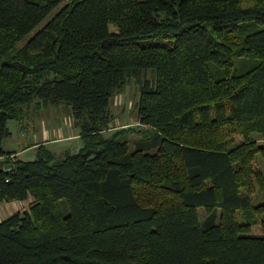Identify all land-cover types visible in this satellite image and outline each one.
<instances>
[{
  "label": "trees",
  "instance_id": "16d2710c",
  "mask_svg": "<svg viewBox=\"0 0 264 264\" xmlns=\"http://www.w3.org/2000/svg\"><path fill=\"white\" fill-rule=\"evenodd\" d=\"M146 71L145 128L103 135ZM49 106L83 147L10 159ZM0 156V202L32 197L0 264H264V0H0Z\"/></svg>",
  "mask_w": 264,
  "mask_h": 264
},
{
  "label": "crops",
  "instance_id": "0c3cea01",
  "mask_svg": "<svg viewBox=\"0 0 264 264\" xmlns=\"http://www.w3.org/2000/svg\"><path fill=\"white\" fill-rule=\"evenodd\" d=\"M48 108L55 109L56 106H49ZM28 117L29 119H27ZM31 119H37V117L28 116L25 114L22 121L19 123L20 136L15 138L12 136V130L10 135L2 140V148L4 151L10 152V159H20L23 161L33 160L36 158V146L44 145L48 150L56 154V151L60 153H76L83 147V142L78 134V129L73 125L69 131L66 129L63 133L58 131V128L53 124L35 123ZM70 119L72 117L70 116ZM24 120V121H23ZM10 121V120H9ZM8 121V122H9ZM19 122V121H18ZM26 122V123H25ZM73 123V120H72ZM29 124L31 127L25 125ZM60 129V128H59ZM31 136V137H30ZM34 151L35 154H26ZM28 157V158H26ZM58 157H62L59 155ZM5 156H0V161H3ZM32 201V197H28L25 200H7L0 202V221L7 216L17 211H24L29 209V204Z\"/></svg>",
  "mask_w": 264,
  "mask_h": 264
},
{
  "label": "rangeland",
  "instance_id": "374dc122",
  "mask_svg": "<svg viewBox=\"0 0 264 264\" xmlns=\"http://www.w3.org/2000/svg\"><path fill=\"white\" fill-rule=\"evenodd\" d=\"M61 6V5H60ZM55 12V10H54ZM110 31H115V28L110 25L109 26ZM148 77L152 78L153 74L151 71L142 72L139 77L131 76L128 78L127 83L123 90L116 92L110 101L109 104V110L112 116L111 122L108 124V127L104 129L102 132L103 135L107 136L111 134L116 129L120 128H129L133 130L134 132H130L131 137H138V135L135 134V131H137L139 128L144 129L145 127L139 126L138 118H137V111L135 108V105L138 101V87H139V81H141L143 78ZM28 116L37 117V119H31V121L35 123H43V124H53L57 126L59 132H64L66 129L69 131L70 127H72V119H70V114L68 112V108H65L64 106H58L55 109L48 108L45 109L44 107L40 110H29L27 112ZM29 119L28 117H26ZM24 121V120H23ZM26 123V122H25ZM27 127L29 124L25 125ZM8 127L10 130H12V138L19 137V122L16 120H10L8 122ZM60 128V129H59ZM31 137V136H30ZM28 154H35L34 151L28 152ZM56 155L63 156L64 154L60 153V151H56ZM28 158V157H26ZM202 214V212H201ZM253 231L255 233L260 232V227L256 226L254 227Z\"/></svg>",
  "mask_w": 264,
  "mask_h": 264
},
{
  "label": "water",
  "instance_id": "95a60500",
  "mask_svg": "<svg viewBox=\"0 0 264 264\" xmlns=\"http://www.w3.org/2000/svg\"><path fill=\"white\" fill-rule=\"evenodd\" d=\"M94 152H97V151H94ZM91 153H92V151L88 149V150H86V151L83 153V156H84V157H87V156H89Z\"/></svg>",
  "mask_w": 264,
  "mask_h": 264
}]
</instances>
